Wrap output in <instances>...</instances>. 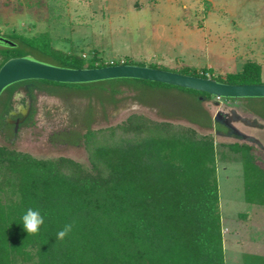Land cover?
<instances>
[{"label":"rangeland","instance_id":"374dc122","mask_svg":"<svg viewBox=\"0 0 264 264\" xmlns=\"http://www.w3.org/2000/svg\"><path fill=\"white\" fill-rule=\"evenodd\" d=\"M0 33L48 34L53 49L86 64L132 60L226 79L253 62L264 82V0H0ZM28 52L24 57L51 64L40 52ZM89 85L13 84L0 95V146L91 169L92 147L84 134L137 115L167 122L172 129L210 134L218 152L226 150L225 144L252 146L264 168V98L198 97L200 109L223 133L208 126L207 119L191 120L195 99L176 89L133 79ZM216 172L225 262L241 264L240 253L264 240V207L244 201L240 162L218 159Z\"/></svg>","mask_w":264,"mask_h":264},{"label":"trees","instance_id":"16d2710c","mask_svg":"<svg viewBox=\"0 0 264 264\" xmlns=\"http://www.w3.org/2000/svg\"><path fill=\"white\" fill-rule=\"evenodd\" d=\"M2 37L15 47L0 44V68L33 50L63 68L146 66L132 60L86 64L79 57L53 49L48 34ZM148 67L230 85L264 84L261 68L253 62L247 63L242 73L226 79L208 77L195 69ZM133 80L190 95L196 102L191 120L207 119L208 126L224 130L200 109L197 98L208 101L211 95ZM33 81L69 89L91 86L45 80L20 83ZM83 137L92 147L91 169L69 159H36L0 146V264H226L218 159L241 163L244 201L264 207V168L252 146L225 144L222 147L226 150L218 152L210 134L184 126L172 129L167 122L137 115L116 127L88 130ZM28 208L38 209L44 216V224L35 235H29L23 226ZM73 222L72 232L58 240L57 233ZM243 262L264 264V257L244 255Z\"/></svg>","mask_w":264,"mask_h":264},{"label":"water","instance_id":"95a60500","mask_svg":"<svg viewBox=\"0 0 264 264\" xmlns=\"http://www.w3.org/2000/svg\"><path fill=\"white\" fill-rule=\"evenodd\" d=\"M0 43L15 47L8 39ZM112 79H138L158 82L207 93L224 99L264 98V84L230 85L212 78H201L138 65H114L95 69L63 68L41 63L27 57L8 60L0 68V95L9 86L28 80L84 84Z\"/></svg>","mask_w":264,"mask_h":264},{"label":"clouds","instance_id":"9594fccd","mask_svg":"<svg viewBox=\"0 0 264 264\" xmlns=\"http://www.w3.org/2000/svg\"><path fill=\"white\" fill-rule=\"evenodd\" d=\"M24 229L29 235L38 234L41 226L44 224V216L41 215L38 209L28 208L22 217ZM73 223L66 224L62 230L57 233L58 240H64L69 233L72 232Z\"/></svg>","mask_w":264,"mask_h":264},{"label":"crops","instance_id":"0c3cea01","mask_svg":"<svg viewBox=\"0 0 264 264\" xmlns=\"http://www.w3.org/2000/svg\"><path fill=\"white\" fill-rule=\"evenodd\" d=\"M252 247H253V250H249V252L240 253L241 264H244L243 262L244 255H254V256L264 257V240L255 242ZM234 262H235L234 259L232 261L230 260V263L234 264Z\"/></svg>","mask_w":264,"mask_h":264},{"label":"flooded vegetation","instance_id":"af4514ba","mask_svg":"<svg viewBox=\"0 0 264 264\" xmlns=\"http://www.w3.org/2000/svg\"><path fill=\"white\" fill-rule=\"evenodd\" d=\"M1 44V43H0Z\"/></svg>","mask_w":264,"mask_h":264}]
</instances>
